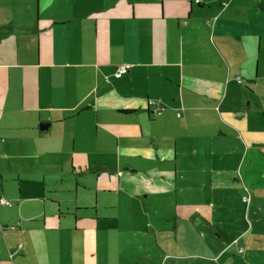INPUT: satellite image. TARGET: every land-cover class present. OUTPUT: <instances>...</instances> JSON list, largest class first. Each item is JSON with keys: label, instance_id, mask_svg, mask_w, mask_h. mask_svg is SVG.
Instances as JSON below:
<instances>
[{"label": "crops", "instance_id": "crops-1", "mask_svg": "<svg viewBox=\"0 0 264 264\" xmlns=\"http://www.w3.org/2000/svg\"><path fill=\"white\" fill-rule=\"evenodd\" d=\"M199 1L0 0V264H264V0Z\"/></svg>", "mask_w": 264, "mask_h": 264}, {"label": "built area", "instance_id": "built-area-1", "mask_svg": "<svg viewBox=\"0 0 264 264\" xmlns=\"http://www.w3.org/2000/svg\"><path fill=\"white\" fill-rule=\"evenodd\" d=\"M194 2L196 3V4H198L200 1L199 0H194ZM226 6V4H223V7H225ZM129 68V66H127V65H122V66H119L118 68H117V72H116V74H115V78H121L122 77V75L127 71V69ZM236 81L237 82H239V80L238 79H236ZM152 105H154L152 102H150L149 103V106H152ZM161 112H162V107H157L156 108V110H155V116H159V115H161ZM0 205H2V206H7V207H9V206H11V204H10V202H8V201H6V200H0Z\"/></svg>", "mask_w": 264, "mask_h": 264}, {"label": "rangeland", "instance_id": "rangeland-1", "mask_svg": "<svg viewBox=\"0 0 264 264\" xmlns=\"http://www.w3.org/2000/svg\"><path fill=\"white\" fill-rule=\"evenodd\" d=\"M193 189V188H192ZM192 191V190H191ZM195 195V192H194ZM196 197H199L198 195H195ZM169 223V222H166ZM196 225L200 226L199 223H197ZM183 237H185V232L180 233L179 235V239H177V244H178V249L177 251L182 252L183 251V246H184V242L185 239H182ZM181 238V239H180Z\"/></svg>", "mask_w": 264, "mask_h": 264}, {"label": "trees", "instance_id": "trees-1", "mask_svg": "<svg viewBox=\"0 0 264 264\" xmlns=\"http://www.w3.org/2000/svg\"><path fill=\"white\" fill-rule=\"evenodd\" d=\"M193 2H194V0H193ZM195 3V2H194ZM196 4V3H195ZM198 4H200V2L198 3ZM237 82V81H236ZM148 106H149V104H148Z\"/></svg>", "mask_w": 264, "mask_h": 264}]
</instances>
